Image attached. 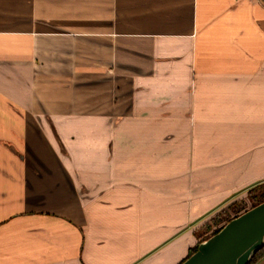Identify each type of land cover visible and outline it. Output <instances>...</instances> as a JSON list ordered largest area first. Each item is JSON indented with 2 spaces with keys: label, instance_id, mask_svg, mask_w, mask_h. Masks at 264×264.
Returning a JSON list of instances; mask_svg holds the SVG:
<instances>
[{
  "label": "crops",
  "instance_id": "obj_1",
  "mask_svg": "<svg viewBox=\"0 0 264 264\" xmlns=\"http://www.w3.org/2000/svg\"><path fill=\"white\" fill-rule=\"evenodd\" d=\"M263 181L264 0H0V264H182Z\"/></svg>",
  "mask_w": 264,
  "mask_h": 264
},
{
  "label": "water",
  "instance_id": "obj_2",
  "mask_svg": "<svg viewBox=\"0 0 264 264\" xmlns=\"http://www.w3.org/2000/svg\"><path fill=\"white\" fill-rule=\"evenodd\" d=\"M264 247V202L233 218L182 264H250Z\"/></svg>",
  "mask_w": 264,
  "mask_h": 264
},
{
  "label": "rangeland",
  "instance_id": "obj_3",
  "mask_svg": "<svg viewBox=\"0 0 264 264\" xmlns=\"http://www.w3.org/2000/svg\"><path fill=\"white\" fill-rule=\"evenodd\" d=\"M264 193V181L257 185L256 187L250 189L246 194L239 197L236 201H234L227 209L217 214L215 218H213L212 224L209 228H206L202 231L201 237L205 238L207 235H211V233L219 228L227 219H233L236 215L242 214L247 210L256 206L263 199ZM264 255V251L259 253V257Z\"/></svg>",
  "mask_w": 264,
  "mask_h": 264
},
{
  "label": "trees",
  "instance_id": "obj_4",
  "mask_svg": "<svg viewBox=\"0 0 264 264\" xmlns=\"http://www.w3.org/2000/svg\"><path fill=\"white\" fill-rule=\"evenodd\" d=\"M263 199H262V201L261 202H259L257 205H259V204H261V203H263L264 202V193H263ZM256 205V206H257ZM255 207V206H254ZM239 215H241V214H239ZM239 215H236L235 217H238ZM234 217V218H235ZM232 219H227L226 221L224 220V222H223V224L221 225V226H219V228H217V229H215L212 233H211V235H207V237H205V238H203L202 239V241H201V243L202 242H204V241H206L207 239H209L211 236H213V235H215L216 233H218L221 229H222V227L225 225V224H227L229 221H231ZM198 247H199V245L198 246H196L195 248H193L191 251H190V253H189V256L187 257V259L189 258V257H191L197 250H198ZM262 251H264V247L261 249V250H259L258 252H257V254L253 257V259L251 260V262H250V264H257L258 262H260L261 260H263L264 259V255H262L261 257H259V253H261ZM186 259V260H187ZM186 260H184V261H186ZM183 261V262H184ZM182 262V263H183Z\"/></svg>",
  "mask_w": 264,
  "mask_h": 264
}]
</instances>
